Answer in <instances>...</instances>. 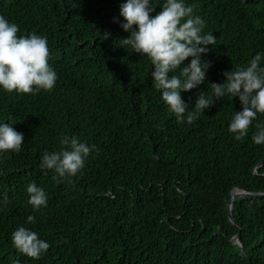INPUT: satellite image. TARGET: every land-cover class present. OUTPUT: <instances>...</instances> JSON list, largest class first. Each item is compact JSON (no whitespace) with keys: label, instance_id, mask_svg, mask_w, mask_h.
Here are the masks:
<instances>
[{"label":"trees","instance_id":"obj_1","mask_svg":"<svg viewBox=\"0 0 264 264\" xmlns=\"http://www.w3.org/2000/svg\"><path fill=\"white\" fill-rule=\"evenodd\" d=\"M124 2L0 0L18 36L47 37L58 77L35 95L0 90V121L14 120L24 134L19 153L0 155V199L9 200L0 208V264H264V196L232 199L233 224L227 211L237 190L264 193V144L252 140L264 114L243 141L228 130L241 110L236 97L220 98L190 125L178 122L150 60L118 44L129 35L120 26ZM186 2L217 38L202 56L210 63L205 83L181 92L190 110L224 72L264 53V0ZM65 135L96 150L75 177L58 182L40 164ZM32 182L48 196L39 211L28 203ZM20 226L50 243L39 259L14 247Z\"/></svg>","mask_w":264,"mask_h":264},{"label":"clouds","instance_id":"obj_2","mask_svg":"<svg viewBox=\"0 0 264 264\" xmlns=\"http://www.w3.org/2000/svg\"><path fill=\"white\" fill-rule=\"evenodd\" d=\"M193 12L186 0H125L120 5L123 18L120 26L129 35L118 40V44L150 60L154 86L180 123L192 124L222 97L228 96L230 101L233 97L238 98L241 110L233 112L228 130L235 140L243 141L253 121L259 114H264V53L257 52L246 67L224 72V82L211 83V94L200 92L194 107L189 110L181 92L205 83L210 63L202 60V56L217 40L212 32L205 33L206 21ZM19 31L15 22L0 15V90L33 95L41 90H52L58 77L48 62L47 37L36 33L18 36ZM109 35L105 33L104 38ZM189 57L190 61L184 64ZM7 121H0V155L19 153L24 145V134L13 127L15 121ZM256 127L259 130L253 133L252 140L255 144H264V124ZM60 144L58 151L46 150L40 164L43 170L54 172L53 179L58 182L75 177L96 150L94 144L74 136H63ZM26 192L33 211L47 207L48 196L44 188L32 182L27 185ZM8 202L5 194L0 199V208ZM27 220L34 222L35 217L30 215ZM11 239L20 253L34 260L50 248V243L41 239L37 232L23 226L12 233Z\"/></svg>","mask_w":264,"mask_h":264},{"label":"water","instance_id":"obj_3","mask_svg":"<svg viewBox=\"0 0 264 264\" xmlns=\"http://www.w3.org/2000/svg\"><path fill=\"white\" fill-rule=\"evenodd\" d=\"M264 163V160L261 161V163L258 165V167H260L262 164ZM264 196V193H247L245 191H241V190H237L235 193H232V198L229 201L228 205H227V211H228V219L229 222H231L233 224V218H232V212H231V201L232 199H236L239 197H244V198H252V197H262ZM233 244L238 246L239 248H241V244H240V236L239 234H237L236 236H234L233 238Z\"/></svg>","mask_w":264,"mask_h":264}]
</instances>
